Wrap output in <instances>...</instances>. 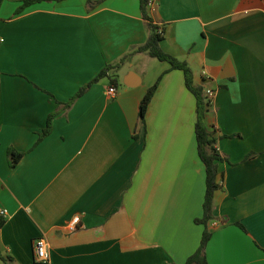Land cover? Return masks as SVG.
<instances>
[{
	"label": "crops",
	"instance_id": "0c3cea01",
	"mask_svg": "<svg viewBox=\"0 0 264 264\" xmlns=\"http://www.w3.org/2000/svg\"><path fill=\"white\" fill-rule=\"evenodd\" d=\"M25 1L0 0V264H185L205 230L206 168L183 71L133 53L113 72L116 96L104 78L64 107L146 43L141 0ZM148 12L162 49L215 92L208 263L264 264V0H151ZM10 149L24 154L14 168Z\"/></svg>",
	"mask_w": 264,
	"mask_h": 264
},
{
	"label": "trees",
	"instance_id": "16d2710c",
	"mask_svg": "<svg viewBox=\"0 0 264 264\" xmlns=\"http://www.w3.org/2000/svg\"><path fill=\"white\" fill-rule=\"evenodd\" d=\"M36 1L40 0H26L25 3L31 4ZM101 1L103 0H100L99 2ZM150 2L151 0H141V12L144 20L146 21L148 29V39L146 43L134 48L129 54L121 59L120 63L116 65H107L99 73V75L91 83H89V85L82 88L69 103L64 105V107L70 108L79 97H81L93 84L99 82L101 79L108 78L110 84L115 87L119 82L118 78L114 76L113 72L133 53H147L153 58L169 63L172 69L183 71L186 86L194 94L197 102V122L195 128L197 149L199 157L203 161L206 168V194L203 205L204 214L201 219H196V222L198 224L204 225L205 230L198 249L188 257L185 264H209L207 258V247L212 237V233L209 230V225L210 222L214 219V197L216 191L220 188V184L218 182V162L222 160V157L216 147L217 138L215 137V130H210L205 122L210 103L206 101L204 88L194 83L193 71L188 63L177 59L176 57L168 54L162 49L161 42L164 39V32L161 31V27L154 23L153 19L149 15L148 6ZM89 4L91 7L94 6V3L91 0H89ZM159 80L148 90L140 103V119L142 123L145 122V116L148 110V106L158 87ZM54 116L55 114L50 115L47 127L40 134L39 141L48 136L51 132L52 120ZM23 155V153L17 152L14 149H10L8 153L10 166L14 168L21 160ZM5 223L6 219L3 217V215L0 214V229L4 226ZM238 225L244 228L240 223H238Z\"/></svg>",
	"mask_w": 264,
	"mask_h": 264
},
{
	"label": "built area",
	"instance_id": "2783aa9c",
	"mask_svg": "<svg viewBox=\"0 0 264 264\" xmlns=\"http://www.w3.org/2000/svg\"><path fill=\"white\" fill-rule=\"evenodd\" d=\"M162 31V30H161ZM4 41V38L0 35V43ZM108 94L111 97L116 96L117 94V89L116 87H110L108 90ZM214 90L208 89L205 91V98L206 101L211 104L212 99L214 98ZM1 215L7 214V210H1L0 211ZM80 218L76 217L72 221V230L76 229L77 224H79ZM34 257L36 262L38 263H47L50 260V250H49V244L48 241L45 237H40L34 240Z\"/></svg>",
	"mask_w": 264,
	"mask_h": 264
}]
</instances>
